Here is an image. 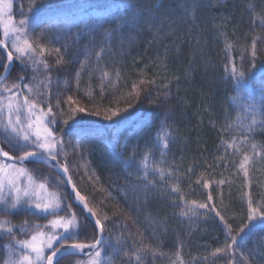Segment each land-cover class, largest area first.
Here are the masks:
<instances>
[{
    "label": "trees",
    "instance_id": "1",
    "mask_svg": "<svg viewBox=\"0 0 264 264\" xmlns=\"http://www.w3.org/2000/svg\"><path fill=\"white\" fill-rule=\"evenodd\" d=\"M252 2L255 12L247 8L249 0H50L43 6L36 0L40 8L37 17L33 0H14L15 20L29 18L28 39L34 46L39 43L59 48L66 62L57 65L55 52L44 53L43 59L52 66L50 102L56 113V122L50 126L56 136L64 137L65 143L58 147L61 164L67 163L76 189L105 225L102 261L232 264L231 255L216 253L231 243L230 233L239 246H233L235 264H264V220L252 222L251 236L247 235L248 228L240 233L249 224V199L253 207L264 211V0ZM87 3L92 11L115 8L101 19L91 18L69 29L62 17H54ZM48 24L55 27L41 36ZM53 35L61 37L60 42L53 41ZM97 53H101L100 60ZM0 57L5 60L2 54ZM232 64L245 72L239 86L229 74ZM2 71L0 67V74ZM104 71L109 73L107 78L102 76ZM34 74L36 81L31 79ZM45 75L48 73L42 66L35 73L31 67L25 71L24 62L14 58L7 83L18 82L17 77L23 76V88L43 80ZM141 79L155 82L141 85ZM133 84L140 89L138 98ZM40 91H44L43 85ZM24 95L33 98L27 92ZM69 96L74 101L71 109L66 103ZM236 96L239 99L233 100ZM129 103L131 109L113 118L117 124L105 118L109 109L123 110ZM42 106L46 111L47 103ZM77 106L85 112H74ZM249 106L252 111L247 110ZM97 111L100 116L94 114ZM253 113L257 124L249 132ZM64 120H69V125L75 120L80 128L100 132L77 138ZM161 123L172 137L163 154L154 147V134ZM117 141L119 147L115 146ZM233 143L237 147H227ZM253 144L257 145L255 150ZM3 146L11 155L19 154ZM145 154H149L148 181L154 186H146L142 179L140 162ZM244 155L250 158L247 178L238 167ZM130 159L134 162L126 165ZM26 165L30 170L39 169L38 174L34 172L39 180L47 176L62 182L64 186L58 188L50 179L48 187L60 191L77 219L84 220L83 210L54 171L35 162ZM153 169H163L164 177ZM174 187L179 191H173ZM185 201L209 207L185 216ZM54 218L23 210L19 214L0 212V219L10 220L14 226L24 221L47 224ZM87 221L88 228L81 231L78 242H92L93 223L88 217ZM50 231L45 229L46 233ZM13 232L15 240H25L32 230L14 228ZM17 247L13 236L0 234V264L7 261L8 250L16 251ZM87 259L88 255L66 256L61 264Z\"/></svg>",
    "mask_w": 264,
    "mask_h": 264
},
{
    "label": "snow or ice",
    "instance_id": "2",
    "mask_svg": "<svg viewBox=\"0 0 264 264\" xmlns=\"http://www.w3.org/2000/svg\"><path fill=\"white\" fill-rule=\"evenodd\" d=\"M40 5H47L50 0H39ZM33 7L36 8L37 17L40 14V8L36 6V0H33ZM249 11L255 12V4L252 0H249L247 5ZM13 0H0V28H2L3 38L0 39V48H3L6 53V62L0 60V67L3 68V74H0V143L10 147L12 151L19 153L16 156H11L9 151H5L3 147H0V157L5 158L6 161H13V163H0V212L7 214H19L21 210L27 211L33 215L37 213L45 214V218L48 215L55 217L48 221L47 224H29L24 221L20 225L14 226L12 222L7 219H0V234L7 233L13 236V242L25 250L21 253L16 260H7L5 264H61V260L69 255L82 253L85 249L92 251L88 254L87 261H76V264H109L108 260H101V253L103 248L101 242L105 234V225L96 216V212L93 208L88 206L87 198L76 189V185L72 183V178L68 173L67 163L61 164L59 156L60 152L58 147L62 146L65 141L63 136H56L53 133L49 125L55 124V115L51 104V85L52 77L50 75L52 66L43 59L44 53L55 52L58 56L56 64L60 65L66 63L63 60V54L60 53L59 48H46L44 44H35L28 39L29 31V18L24 16L18 22L12 15ZM28 12H32V8L28 9ZM21 15H24V10H21ZM264 22V20H262ZM55 25H45L40 35L44 36L45 33L51 31ZM106 36L111 37V33H106ZM52 40L60 42L61 37L53 35ZM231 48V45H228ZM252 56H256V41L253 40ZM103 52V49H101ZM14 58L24 62V70L29 67L35 70L37 67L42 66L43 70L48 73L43 80L38 81L35 84H25L21 87V82L24 80L23 76H18L17 81L11 85L7 83V76L11 71ZM97 60H100L101 53L96 54ZM230 77L233 78L236 84L239 86L245 77V72L237 69L235 64H232L229 69ZM79 75V74H77ZM104 78L109 76L107 71L102 73ZM116 76L119 77V72H116ZM33 81L37 80L35 74L31 77ZM155 81L140 80V84H151ZM41 85L44 86V91H40ZM133 92L138 98L140 89L137 84L132 85ZM27 92L33 96L29 99L28 95H24ZM233 100H238L239 96L232 97ZM47 103V110L45 111L42 106ZM66 103H68L71 109L73 98L69 96ZM56 106L59 108L60 99L57 98ZM133 105L129 103L123 110L119 108L109 109L104 115L113 124H117L118 121L114 120L115 117H121V113L127 112ZM248 111H252V106H249ZM74 112L84 113L85 109L77 106ZM39 113V115H37ZM96 116H100L99 111L94 113ZM52 117L51 119H47ZM69 119H72L70 116ZM46 120V122H45ZM122 122L123 118H121ZM264 123V122H262ZM63 124L68 126L70 133L77 138L84 136L98 135L99 129L80 128L76 126L77 121L73 120V124L69 125V120H64ZM257 124L255 119V113H253V119L247 126L249 132L253 130V125ZM115 138V133H114ZM171 132L166 125L161 123L160 128L154 134V140L156 141L154 147L161 149V154L167 149L168 142L171 139ZM117 147L118 141L116 142ZM125 148L127 145L124 146ZM227 147H237L235 143L227 145ZM255 150L257 145H251ZM149 154H145L143 160L140 162L142 165L143 176L142 179L146 181V186L151 185V181H148V165L147 160ZM249 157L244 155L243 159L239 163V170L243 172L245 178L248 177V169L246 165L249 163ZM24 161H33L37 163H48L54 169H59L62 175L66 176V183L71 184V188L77 201L83 204L86 213L93 217L94 224L92 225L93 239L91 243H82L77 241V237L81 234V231L88 228L87 216L84 220H78L75 213L71 211V206L63 200L62 194L57 190H48L49 180L55 181L54 177H43L41 180L36 179L35 173H39V169L29 170L24 167H17V164H21ZM134 161L132 159L125 161L126 165H130ZM158 172L161 178L164 177L163 169H153ZM26 181V184L22 182ZM58 188H62L64 185L60 181H55ZM223 183V181H220ZM154 186V185H151ZM205 184V187H208ZM173 191H179L178 187H174ZM183 199V198H181ZM211 200V196H209ZM248 220L249 224H246L240 229V233H244L245 229L249 231L247 235L251 236L250 225L257 219L264 220V211L252 206V201H248ZM184 206L187 211L182 209V215H189V213H195L199 209H208V204L197 205L196 201H185ZM214 208V206H213ZM61 211H67V216L58 215ZM83 215V214H82ZM219 219L225 223L226 227L230 229V225L224 220L218 212L216 213ZM16 228L19 231L26 232L31 229L32 233L29 239L15 240L13 229ZM45 229L52 231L46 233ZM99 233V237L96 233ZM239 235V233H238ZM230 244H226L225 248L217 249L216 253H227L233 257L232 264H235L236 252L233 250V246L237 245V238L231 236ZM72 240V243H67ZM59 242V246L54 247V244ZM238 246V245H237ZM7 247H11V244ZM239 247V246H238ZM50 252L49 255H45V251ZM138 252L141 250H137ZM215 254V253H214ZM135 255V254H134ZM243 256V253H240ZM136 260L140 259L139 255L135 256ZM179 258V257H178ZM246 259V258H245Z\"/></svg>",
    "mask_w": 264,
    "mask_h": 264
},
{
    "label": "rangeland",
    "instance_id": "3",
    "mask_svg": "<svg viewBox=\"0 0 264 264\" xmlns=\"http://www.w3.org/2000/svg\"><path fill=\"white\" fill-rule=\"evenodd\" d=\"M13 5H14V0H13ZM87 5H89V3L83 4V5L79 6V7H76V8L71 9V10L70 9L69 10H63L60 13L56 14L54 17H55V19H58L59 17H62L63 18L62 21L65 22L66 29H69V28H71V26L77 25V24L81 23L82 21L90 20L91 18H93V19H101V18L107 16L108 14L112 13L114 8H115V7H112V8H109L107 10H94V11H92V10H90V7L87 6ZM12 15H13V10H12ZM0 54H2L1 51H0ZM0 60H3V61L6 62V59L4 60L2 57H0ZM37 115H39V113H37ZM46 120H47V118H46ZM46 120H45V122H46ZM49 127H51V126L49 125ZM0 147H3L4 150L7 151L2 143H0ZM4 162H7V161L0 159V163H4ZM7 163H11V162H7ZM26 164H27V162H25V164H17L16 166L17 167H24V168L29 169V167ZM36 179L39 180L38 177H36ZM22 183L26 184V181H24ZM48 190L51 191L49 189V187H48ZM37 214L41 215L43 213H37ZM43 215H45V214H43ZM56 244H54V246ZM17 249L18 250H16V251H14L12 249L8 250L7 260H9V259L16 260V259L19 258L21 253L25 251L22 248V246H19V245H18ZM47 252H48V250L45 251V255H46Z\"/></svg>",
    "mask_w": 264,
    "mask_h": 264
},
{
    "label": "water",
    "instance_id": "4",
    "mask_svg": "<svg viewBox=\"0 0 264 264\" xmlns=\"http://www.w3.org/2000/svg\"><path fill=\"white\" fill-rule=\"evenodd\" d=\"M0 50L2 51V53L4 54V56L6 57V53H5L4 49H3V48H0ZM12 68H13V64H12ZM12 68H11V71H12ZM11 71H10V73H11ZM10 73L8 74L7 78L9 77ZM0 158L3 159V160H5V158H3V157H0ZM5 161H6V160H5ZM8 162L13 163V161H8ZM24 162H25V161H24ZM24 162H23V163H24ZM40 164H42V165H44V166H46V167L52 169L56 174H58V175L63 179V181L65 182V184L67 185V187H68L69 191L71 192L72 196L75 198V195H74L73 190H72V188H71V184H70V183H66V176H65V175H62L59 169H54V168L51 166V164H48V163H40ZM67 175H69V173H67ZM71 182H72V181H71ZM72 183H73V182H72ZM75 200H76V198H75ZM76 201H77V200H76ZM77 203L81 206V208L83 209V211L85 212V214L89 217V219H90V220L93 222V224H94V219H93V217L90 216V215H88V214L86 213V210L84 209L83 204H82L81 202H79V201H77ZM88 206H89V205H88ZM89 207H90V206H89ZM91 251H92V250H91ZM81 254H82V253L74 254V255H69V256H75V255H81Z\"/></svg>",
    "mask_w": 264,
    "mask_h": 264
}]
</instances>
